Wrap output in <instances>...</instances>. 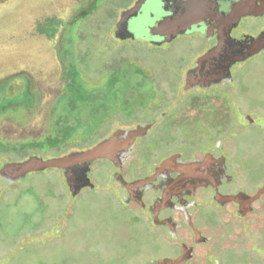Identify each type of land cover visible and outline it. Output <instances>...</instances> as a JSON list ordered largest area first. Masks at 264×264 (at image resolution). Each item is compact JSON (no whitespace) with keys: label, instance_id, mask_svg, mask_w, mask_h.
<instances>
[{"label":"rangeland","instance_id":"374dc122","mask_svg":"<svg viewBox=\"0 0 264 264\" xmlns=\"http://www.w3.org/2000/svg\"><path fill=\"white\" fill-rule=\"evenodd\" d=\"M130 1L0 0V125L33 117V122L40 121L43 94L37 81L50 79L73 82L69 104L75 116L56 122L55 113L52 120L63 132L82 121L89 125L84 130H93L98 138L111 121L122 122V113H129L141 98V103H158L161 89L174 86L169 80L182 47L154 48L142 37L116 41L111 26ZM238 76L239 107L244 115L255 113L249 117L257 121L240 126L231 120L238 112H229L225 147L236 152L240 182L258 183L264 177V53L247 62ZM170 131L172 141L195 140V132L180 123ZM39 135L35 131L28 137ZM43 141L28 145L20 135L12 141L20 145H0V168L10 158L6 154L50 159L82 143V137L75 135L52 149ZM93 164L89 177L96 189L75 199L65 190L69 186L61 170L29 173L11 185L0 181V264H142L163 252L144 220L111 190L109 167ZM239 249H226L224 261L243 264L246 254Z\"/></svg>","mask_w":264,"mask_h":264},{"label":"flooded vegetation","instance_id":"af4514ba","mask_svg":"<svg viewBox=\"0 0 264 264\" xmlns=\"http://www.w3.org/2000/svg\"><path fill=\"white\" fill-rule=\"evenodd\" d=\"M136 5L131 17L120 23L122 15ZM145 20L147 25H143ZM110 33L123 43L142 37L154 48L181 46L178 68L169 80L173 88L161 89L158 96L162 99L155 106L141 103V98L129 113H122V122L111 121L97 138L93 130H84L89 125L82 121L78 127L66 126L64 132L56 123L75 116L69 104L73 82L37 81L43 94L42 119L36 123L33 117L21 124L4 121L0 145H20L12 141L21 135L28 145L44 140L52 149L75 135L81 136L82 143L52 157L60 158L92 148L119 131L147 126L145 134L132 143L118 136L111 157L95 161L109 167L111 190L161 241L163 252L142 264L180 257L183 264H228L223 253L233 248L240 253L239 247L246 254L243 264H264V177L258 183L240 182L243 172L234 159L236 152L225 147L229 112L230 116L238 112L231 120L240 126H253L257 121L249 117L255 113L247 111L249 114L244 115L239 107L238 72L264 53L263 44L256 54H249L256 41L264 40V0H132L117 11ZM55 113L58 117L52 123ZM179 123L195 132V140L170 139L171 128ZM35 131L40 137H28ZM6 155L10 158L3 166L32 157L44 159L37 154H17L20 159ZM93 163L86 174H81L78 184L83 186L75 194L65 189L70 197L75 199L85 190L96 189L89 177Z\"/></svg>","mask_w":264,"mask_h":264},{"label":"water","instance_id":"95a60500","mask_svg":"<svg viewBox=\"0 0 264 264\" xmlns=\"http://www.w3.org/2000/svg\"><path fill=\"white\" fill-rule=\"evenodd\" d=\"M137 6L132 10L126 11L121 18L120 23H125L132 13L135 12ZM264 44V40L256 41V45L249 54H256ZM147 126H139L135 130L130 131H119L112 137L106 139L100 144L89 148L84 151L72 152L64 157L42 159L39 157H32L28 160L19 164H5L0 169V181L5 185H9L21 180L29 173L41 172L47 169L61 170L64 173L67 185L71 192L75 194L83 185L78 184L83 176L86 174L90 165L98 159L110 158L112 155V145L115 139L119 136L124 139L127 143H132L135 138L141 137L147 131ZM138 186V183L134 184ZM184 259L182 257L174 260H161L153 264H183Z\"/></svg>","mask_w":264,"mask_h":264}]
</instances>
